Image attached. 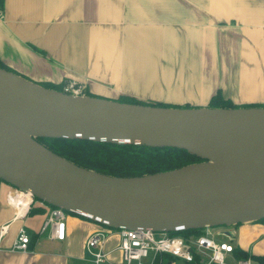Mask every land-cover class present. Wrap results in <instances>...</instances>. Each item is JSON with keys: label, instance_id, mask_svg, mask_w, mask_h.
<instances>
[{"label": "crops", "instance_id": "0c3cea01", "mask_svg": "<svg viewBox=\"0 0 264 264\" xmlns=\"http://www.w3.org/2000/svg\"><path fill=\"white\" fill-rule=\"evenodd\" d=\"M0 60L35 83L73 81L94 97L209 107L221 92L264 105V0H5ZM14 190L0 182V227L9 224L0 264H88L87 241L110 230L70 216L64 240H51L40 233L51 207L36 201L16 217ZM239 228L245 251L264 235L258 222ZM20 229L33 239L26 253L11 251ZM119 243L109 233L104 249L123 264ZM257 248L264 254V240Z\"/></svg>", "mask_w": 264, "mask_h": 264}, {"label": "water", "instance_id": "95a60500", "mask_svg": "<svg viewBox=\"0 0 264 264\" xmlns=\"http://www.w3.org/2000/svg\"><path fill=\"white\" fill-rule=\"evenodd\" d=\"M38 138L177 148L202 161L141 177L80 167ZM0 179L116 230L264 220V107H154L71 95L0 67Z\"/></svg>", "mask_w": 264, "mask_h": 264}, {"label": "built area", "instance_id": "2783aa9c", "mask_svg": "<svg viewBox=\"0 0 264 264\" xmlns=\"http://www.w3.org/2000/svg\"><path fill=\"white\" fill-rule=\"evenodd\" d=\"M62 91L71 95H85V87L73 81H65ZM15 191L20 190L15 189ZM12 193L7 196L10 203ZM34 202H36L35 198L30 195L27 210ZM40 203L47 205L41 201ZM17 216L19 217L18 213ZM66 222L67 212L59 208H51L40 233H46L51 240H64ZM229 228L219 231L215 230V227H206L191 235H174L170 232L142 229L98 232L86 243L87 261L88 264H116L108 258L112 251L107 252L104 249L109 233L114 232L120 239L116 250L121 252L123 264H230L228 259L233 264H253L251 258H240L236 255L237 246L233 244L235 236ZM8 230L9 224L2 225L0 238L5 236ZM218 235L227 236L230 240H217ZM30 243L31 236L25 229H20L11 251L29 252Z\"/></svg>", "mask_w": 264, "mask_h": 264}, {"label": "trees", "instance_id": "16d2710c", "mask_svg": "<svg viewBox=\"0 0 264 264\" xmlns=\"http://www.w3.org/2000/svg\"><path fill=\"white\" fill-rule=\"evenodd\" d=\"M4 5L5 0H0V11L4 9ZM0 67L18 74L16 71L12 70L7 65H5L1 60ZM63 84V82L60 84L46 82L41 83L40 85L58 91H62ZM86 95L94 97V95L91 94L89 91H86ZM117 101L122 103L147 105L154 107H172L164 103L155 101H140L128 96H121L117 99ZM209 107L238 108L264 107V105L256 104L238 106L234 104L231 100L224 99L221 92H218L211 97ZM37 141L48 149H50L51 151H53L54 153H56L57 155L65 158L66 160L80 167L113 177H141L144 175L174 170L186 165L202 161L200 158L189 154L186 150L177 148H153L143 145L114 144L107 142H96L91 140L64 138H38ZM0 182L3 181L0 179ZM35 200L39 201L37 199ZM33 211L35 212L34 209L30 210V213H33ZM68 214L73 217H78L91 221L89 219L79 217L74 214ZM257 222L264 224V220H260ZM96 224L100 225L99 223ZM100 226L109 230H116L103 225ZM198 232L199 230H187L174 232L172 234L191 235L196 234ZM32 242L30 244H32ZM236 255L240 258L249 257L252 259V261H257L260 264H264V254L253 255L245 250L240 249L237 246Z\"/></svg>", "mask_w": 264, "mask_h": 264}, {"label": "rangeland", "instance_id": "374dc122", "mask_svg": "<svg viewBox=\"0 0 264 264\" xmlns=\"http://www.w3.org/2000/svg\"><path fill=\"white\" fill-rule=\"evenodd\" d=\"M63 89H64V86H65V82H63ZM85 95H86V91H85ZM70 217V215L67 213V218ZM254 223V222H253ZM244 225V224H243ZM240 225L236 226V227H228L232 233L234 234V239H233V244L235 246H242V243H241V240H240ZM104 228V227H103ZM224 228H226L225 226H221V227H215V230H223ZM217 240H221V241H229L230 239L227 237V236H224V235H218L217 236ZM264 240V235H261L259 238H256L253 242H250L249 243V246L247 247V251L248 253L250 254H254V251L255 250H258V251H261L262 249L261 248H257L256 249V243L258 242H261ZM228 262L230 264H233L232 261H230V259H228ZM253 264H260L258 263L257 261H253Z\"/></svg>", "mask_w": 264, "mask_h": 264}, {"label": "bare ground", "instance_id": "6f19581e", "mask_svg": "<svg viewBox=\"0 0 264 264\" xmlns=\"http://www.w3.org/2000/svg\"><path fill=\"white\" fill-rule=\"evenodd\" d=\"M30 195V193H21L20 191L16 192L15 190L13 191L10 201L16 207L19 217L26 212L30 201Z\"/></svg>", "mask_w": 264, "mask_h": 264}]
</instances>
